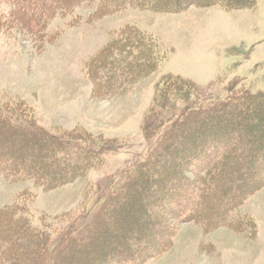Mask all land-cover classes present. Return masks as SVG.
Segmentation results:
<instances>
[{
    "label": "trees",
    "instance_id": "16d2710c",
    "mask_svg": "<svg viewBox=\"0 0 264 264\" xmlns=\"http://www.w3.org/2000/svg\"><path fill=\"white\" fill-rule=\"evenodd\" d=\"M1 1L13 6L0 22V32L3 27L16 26L36 37L44 35L40 32L57 14L90 0ZM97 1L99 14L125 8L167 13L212 6L243 10L257 2ZM167 56L154 37L126 25L86 63V75L93 78L101 96L109 98L144 77ZM237 86V80L231 79L222 87L226 94L212 98L218 92L212 93V83L200 87L179 75L163 76L139 127L146 143L144 157L115 174L110 184L97 182L94 189L88 188L82 198H100L88 217L85 200L74 212L49 220L38 215L37 221L28 212L25 199L0 207V264H74L79 252V264H141L155 252L153 244L159 236L160 245L168 242L166 233L173 219L196 222L203 230L220 226L241 229L233 211L264 175V88ZM183 94L194 101L176 113L172 102ZM2 100L0 135L29 142L26 152L25 147L7 146L0 140V175L6 178H31L38 187L52 189L85 175L103 162L104 153L124 145L123 139L82 127L46 128L20 100ZM179 128L185 133H177ZM259 151L260 164L255 165ZM254 174L257 179L251 180ZM142 215L147 217V225L137 228V216ZM109 216L115 217L114 231L120 233L112 236L121 247L105 248L99 240L109 235L102 229ZM92 251L96 259L90 257Z\"/></svg>",
    "mask_w": 264,
    "mask_h": 264
},
{
    "label": "rangeland",
    "instance_id": "374dc122",
    "mask_svg": "<svg viewBox=\"0 0 264 264\" xmlns=\"http://www.w3.org/2000/svg\"><path fill=\"white\" fill-rule=\"evenodd\" d=\"M97 3L82 2L57 14L40 32H44L42 36L33 37L16 26L1 28V99L20 100L46 128L82 127L94 134L124 140L123 146L104 153L100 165L52 189L38 187L31 178L0 175V207L25 199L34 221L38 215L49 220L78 210L88 188L94 189L97 182L110 184L115 174L144 157L146 143L139 127L163 76L179 75L200 87L212 83V93L218 89L212 98L226 94L222 87L231 79L237 80V87L244 84L252 90L264 88V0L243 10L190 7L182 13L125 8L99 14ZM12 6L0 2L1 23ZM126 25L150 34L168 56L144 77L105 98L96 90L93 78L86 75L85 66ZM193 101L188 94L178 96L172 102L174 112ZM185 131L179 128L177 133ZM0 140L7 146H21L29 151L26 138L22 142L0 135ZM260 153L255 155V165L260 164ZM243 172L247 174L245 169ZM250 179H257V174ZM99 200L97 196L85 200L87 217ZM233 215L241 229L220 226L203 230L196 222L171 220L166 233L168 242L160 245L159 236L153 244L155 252L141 264H264V175ZM114 218H104L102 229L110 236L103 235L99 240L105 248L120 246L112 236L120 233L118 229L114 231ZM137 220V228L147 225V217L137 216ZM79 255L80 252L74 264H79ZM90 257L96 259V252L92 251Z\"/></svg>",
    "mask_w": 264,
    "mask_h": 264
}]
</instances>
